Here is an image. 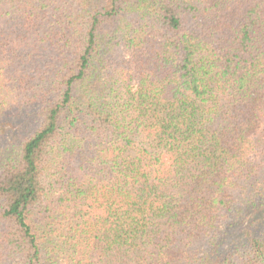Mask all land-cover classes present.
Instances as JSON below:
<instances>
[{
  "label": "trees",
  "instance_id": "obj_1",
  "mask_svg": "<svg viewBox=\"0 0 264 264\" xmlns=\"http://www.w3.org/2000/svg\"><path fill=\"white\" fill-rule=\"evenodd\" d=\"M0 264H264V0H0Z\"/></svg>",
  "mask_w": 264,
  "mask_h": 264
}]
</instances>
